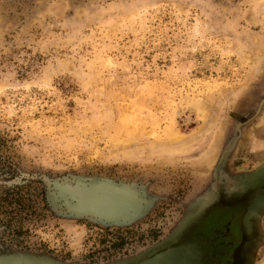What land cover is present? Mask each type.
Here are the masks:
<instances>
[{"label": "rangeland", "instance_id": "374dc122", "mask_svg": "<svg viewBox=\"0 0 264 264\" xmlns=\"http://www.w3.org/2000/svg\"><path fill=\"white\" fill-rule=\"evenodd\" d=\"M262 169L264 0H0V264L142 259ZM77 181L145 202L71 215ZM253 224L264 264V205Z\"/></svg>", "mask_w": 264, "mask_h": 264}, {"label": "water", "instance_id": "95a60500", "mask_svg": "<svg viewBox=\"0 0 264 264\" xmlns=\"http://www.w3.org/2000/svg\"><path fill=\"white\" fill-rule=\"evenodd\" d=\"M253 184L259 186V188L254 187ZM262 187H264V169L251 177L239 180L238 185L234 187L241 194V197L249 191L255 194L244 219L245 240L237 253V264H249L251 261V254L254 251L255 240L258 235L253 224V218L264 205V189ZM56 188L54 199L59 201V206L67 213L93 217L110 223L131 221L145 202L143 196L135 187L117 185L109 181H77L72 185L61 183L56 185ZM207 198L208 196L197 203L190 217L183 223L179 235L196 224L205 215L215 200L213 197Z\"/></svg>", "mask_w": 264, "mask_h": 264}, {"label": "flooded vegetation", "instance_id": "af4514ba", "mask_svg": "<svg viewBox=\"0 0 264 264\" xmlns=\"http://www.w3.org/2000/svg\"><path fill=\"white\" fill-rule=\"evenodd\" d=\"M254 196L251 191L243 198L224 199L156 253H149L142 261L136 259L128 264H144L167 255L169 250L187 248L192 251L180 252L154 264H237V253L245 240L244 219Z\"/></svg>", "mask_w": 264, "mask_h": 264}, {"label": "bare ground", "instance_id": "6f19581e", "mask_svg": "<svg viewBox=\"0 0 264 264\" xmlns=\"http://www.w3.org/2000/svg\"><path fill=\"white\" fill-rule=\"evenodd\" d=\"M254 185V187L256 186L255 184H253ZM257 188H259V186H256ZM262 189H264V187H262ZM257 191L259 190V189H256ZM180 234V233H179ZM166 244V243H165ZM165 246V245H164ZM161 248V247H160ZM160 248H158V250L160 249ZM185 251H192L191 249H180V250H169L168 251V254L167 255H161V256H158L157 258H153V260L151 259V260H149V261H145V263H148V264H154L155 262H158V260H161V259H163V258H167V257H170V256H174V255H176V254H178V253H182V252H185ZM143 258H145V257H143ZM143 258L142 259H139L138 261H142L143 260ZM144 263V264H145Z\"/></svg>", "mask_w": 264, "mask_h": 264}]
</instances>
